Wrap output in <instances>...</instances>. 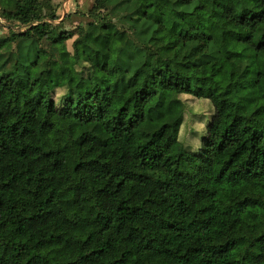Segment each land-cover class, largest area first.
I'll use <instances>...</instances> for the list:
<instances>
[{
	"label": "trees",
	"instance_id": "1",
	"mask_svg": "<svg viewBox=\"0 0 264 264\" xmlns=\"http://www.w3.org/2000/svg\"><path fill=\"white\" fill-rule=\"evenodd\" d=\"M213 1L0 0V264H264V0Z\"/></svg>",
	"mask_w": 264,
	"mask_h": 264
},
{
	"label": "rangeland",
	"instance_id": "2",
	"mask_svg": "<svg viewBox=\"0 0 264 264\" xmlns=\"http://www.w3.org/2000/svg\"><path fill=\"white\" fill-rule=\"evenodd\" d=\"M200 1L203 4L202 7L195 9L194 12L187 17V22L192 26H196L200 31L207 35L218 29L224 28L225 22L221 13L215 7V1ZM53 3L56 6V11L61 15L60 19L56 20L54 23H61L65 15L69 13L67 19L62 21V26L65 29H71L78 23L82 24L81 22L88 20L87 12L91 8L92 0H53ZM64 11L66 13L64 17H62ZM0 20L2 22L0 23V37L7 36L8 28L13 26L3 19ZM14 29L20 30L21 28L14 27ZM174 42L175 38L172 36H169L164 40L163 46L159 49L162 59L173 68L179 69L185 73L193 72V68L187 61L185 62L174 48ZM67 45L69 48L70 41L67 42ZM41 47L48 48L47 43L42 42ZM12 48L15 50L14 43L12 44ZM258 90L260 95L264 97V76L258 84ZM58 93L60 95L61 91L59 90ZM186 98L185 101L190 106V111L182 128L181 137L185 136L186 139L194 138L193 147L195 148L199 144L202 128L205 125V122L208 121L213 110L208 104L203 103L208 102L205 99L192 98L190 96H186ZM191 129L196 130V133H194L193 136H191L190 133Z\"/></svg>",
	"mask_w": 264,
	"mask_h": 264
},
{
	"label": "water",
	"instance_id": "3",
	"mask_svg": "<svg viewBox=\"0 0 264 264\" xmlns=\"http://www.w3.org/2000/svg\"><path fill=\"white\" fill-rule=\"evenodd\" d=\"M65 13H66V12L64 11L62 17H64ZM61 19H62V18H61ZM0 23H2L1 20H0Z\"/></svg>",
	"mask_w": 264,
	"mask_h": 264
}]
</instances>
